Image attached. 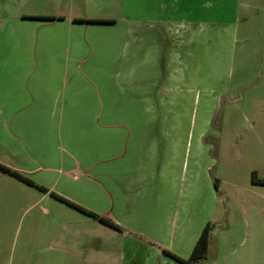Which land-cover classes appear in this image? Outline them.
Instances as JSON below:
<instances>
[{
	"label": "rangeland",
	"instance_id": "374dc122",
	"mask_svg": "<svg viewBox=\"0 0 264 264\" xmlns=\"http://www.w3.org/2000/svg\"><path fill=\"white\" fill-rule=\"evenodd\" d=\"M195 1L196 14L182 7L176 17L161 21L144 36L145 44L154 50L158 47L161 73L144 96V104L131 105L130 114L123 96L124 24L90 27L96 31L88 34L89 43L103 48L98 59L90 60L100 76H93V69L83 72L99 89L100 121L108 119L105 112L114 113L111 118L117 123L134 126L137 136L145 140L143 147L155 140L147 156L158 163L160 173H177L179 166L182 181L188 180L192 174L199 175L208 157L212 159L207 172L194 180L185 196L176 193L171 206L176 216L179 213L177 223L190 227L186 238L207 222L212 226L207 257L195 264H264V0ZM68 3L0 0V62H20L15 47L28 45L14 33L24 29L21 14H58L66 11ZM87 7L103 13L98 5ZM14 87L0 79V98L15 94ZM1 103L0 99V108ZM3 142L11 145L14 140L0 122V160L9 156ZM205 143L211 145L208 152ZM205 173L217 181V189L204 182ZM14 182L31 189L0 170V264H24L18 260V244L25 238L50 236L51 214L40 205L30 206L31 200L17 205L16 193L21 190ZM146 234L124 232L131 240L125 253L137 255L128 264H142V260L144 264L146 256L163 253Z\"/></svg>",
	"mask_w": 264,
	"mask_h": 264
},
{
	"label": "crops",
	"instance_id": "0c3cea01",
	"mask_svg": "<svg viewBox=\"0 0 264 264\" xmlns=\"http://www.w3.org/2000/svg\"><path fill=\"white\" fill-rule=\"evenodd\" d=\"M68 2L66 11L58 14H21L24 29L14 33L28 45L15 47L20 62H0L1 83L15 86V94L0 98L1 127L14 140L11 145L2 143L9 156L0 161L48 189H28L14 182L21 190L16 193L17 205L31 200L30 206L40 205L51 214L52 221L47 226L50 236L25 238L18 244V260L24 264H106V260L128 264L137 255L125 253V244L131 241L123 236L126 230L147 232L149 242L187 258L202 227L186 238L190 227L177 223L179 213L176 216L171 206L176 193L185 196L194 180L207 172L212 159L208 157L199 175L192 174L184 182L179 166L177 173H160L158 163L147 156L155 140L143 147L145 140L137 136L134 126L117 123L111 118L114 113L105 112L108 119L100 121L103 105L99 89L83 71L93 69V76H100L90 60L98 59L103 48L89 43L88 34L96 31L90 27L124 24L127 37L122 62L126 84L123 96L124 109L130 114L131 105L137 101L144 104V96L161 73L158 47L154 50L145 44L144 36L161 21L179 14L182 7L196 14V1ZM88 4L100 6L103 13L90 9ZM154 129L155 138L158 131ZM207 146L208 152L211 145ZM206 176L204 182L211 186L213 180ZM50 192L110 218L122 231L72 212ZM119 233L123 238H117ZM150 262L176 264L159 251L145 257L144 264Z\"/></svg>",
	"mask_w": 264,
	"mask_h": 264
},
{
	"label": "trees",
	"instance_id": "16d2710c",
	"mask_svg": "<svg viewBox=\"0 0 264 264\" xmlns=\"http://www.w3.org/2000/svg\"><path fill=\"white\" fill-rule=\"evenodd\" d=\"M30 18H46V19H50L53 20L55 19V17L53 16H49V17H41V16H31ZM77 21H84V20H77ZM88 21H92V22H103L101 20H86ZM0 170L4 173H7L15 178H17L18 180L24 182L27 185L36 187L37 189H39L40 191L43 192H47L48 189L44 186L38 185L36 182H34L32 179H30L27 175L22 174L21 172L17 171V170H13L11 168H9L8 166H5L3 164L0 163ZM213 186L215 189H217V181L214 180L213 182ZM50 194L54 197H56L57 199L67 203L68 205L78 209L79 211H81L82 213H85L86 215L97 219L99 222H101L102 224L114 228V229H121L120 226L114 222L113 220H111L108 217L99 215L83 206H80L68 199H65L59 195H57L54 192H50ZM211 230H212V226L209 222L206 223V225L202 228L199 236L197 237V240L191 250L190 255L187 258H183L167 249L163 250V253L165 255H167L168 257H170L174 262H176L177 264H195L198 263L200 261H203L206 257H207V252H208V246H209V242H210V237H211Z\"/></svg>",
	"mask_w": 264,
	"mask_h": 264
}]
</instances>
